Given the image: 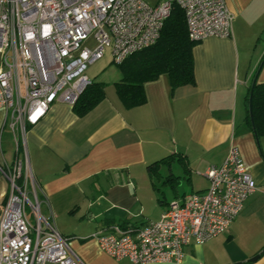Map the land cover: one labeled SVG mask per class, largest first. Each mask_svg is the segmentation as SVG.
<instances>
[{
  "label": "crops",
  "instance_id": "crops-1",
  "mask_svg": "<svg viewBox=\"0 0 264 264\" xmlns=\"http://www.w3.org/2000/svg\"><path fill=\"white\" fill-rule=\"evenodd\" d=\"M225 2L234 17L233 35L194 47L195 85L172 90L163 75L144 84V105L126 108L114 86L120 78L104 85L105 97L86 115L60 103L30 127L26 153L42 191V214L71 238L85 264H132L101 252L92 235L111 225L158 221L171 203L208 189L205 173L220 166L231 147L240 150L257 189L226 233L191 243L179 264H264V138L256 143L246 119L257 73V83H264V0ZM6 115L0 109V166H12L17 157ZM182 183L191 190L179 193ZM166 187L170 203L159 198ZM8 191L0 173V204ZM213 240L228 249L215 263L206 255Z\"/></svg>",
  "mask_w": 264,
  "mask_h": 264
},
{
  "label": "built area",
  "instance_id": "built-area-1",
  "mask_svg": "<svg viewBox=\"0 0 264 264\" xmlns=\"http://www.w3.org/2000/svg\"><path fill=\"white\" fill-rule=\"evenodd\" d=\"M225 0H0V109L14 133L17 157L0 166L9 193L0 204V264H85L52 217L28 166L27 134L56 104L74 106L92 85L88 69L110 50L111 61L154 45L179 7L192 42L231 38ZM92 45V46H90ZM205 173L209 187L171 203L158 221L116 224L92 235L101 252L132 264H179L185 247L226 233L257 189L237 147ZM33 218V223L28 216Z\"/></svg>",
  "mask_w": 264,
  "mask_h": 264
},
{
  "label": "trees",
  "instance_id": "trees-1",
  "mask_svg": "<svg viewBox=\"0 0 264 264\" xmlns=\"http://www.w3.org/2000/svg\"><path fill=\"white\" fill-rule=\"evenodd\" d=\"M184 12L174 7L166 19L160 36L154 45L138 52L118 65L121 80L114 84L116 93L126 108L144 105L147 101L144 84L155 82L161 76L168 77L172 90L195 85L193 49L196 45L189 39ZM105 86L93 81L73 106L74 113L84 116L105 97ZM253 93L254 126L256 139L264 138V83H256ZM250 94V93H249ZM249 95L247 117L249 116Z\"/></svg>",
  "mask_w": 264,
  "mask_h": 264
},
{
  "label": "rangeland",
  "instance_id": "rangeland-1",
  "mask_svg": "<svg viewBox=\"0 0 264 264\" xmlns=\"http://www.w3.org/2000/svg\"><path fill=\"white\" fill-rule=\"evenodd\" d=\"M144 1L151 6H155L158 5V3L161 0H144ZM111 59L112 58H111L110 50H107L102 59H99L96 63H94L89 67L87 74L95 83L101 84L103 86L109 84L108 86H111L121 78V73H119L120 72L119 66L114 64L113 61H111ZM199 186L201 187V185H199V182L196 181L195 187L198 188ZM191 188L192 187L186 184L184 185L182 183L178 188V192L179 193L188 192L189 190H191ZM160 195L161 196L159 198L166 199L168 203H170L173 200L172 192L169 187L162 189ZM28 214L31 221L35 223L33 218L30 216L29 210H28ZM210 245H211L209 246L210 248L206 249L207 260L209 262L215 263L220 259L226 258L228 254V249L221 246L222 245L221 240L219 241L213 240Z\"/></svg>",
  "mask_w": 264,
  "mask_h": 264
},
{
  "label": "water",
  "instance_id": "water-1",
  "mask_svg": "<svg viewBox=\"0 0 264 264\" xmlns=\"http://www.w3.org/2000/svg\"><path fill=\"white\" fill-rule=\"evenodd\" d=\"M264 64V60L262 61V63H261V66ZM261 66H259L260 68H259V70L262 68ZM259 72V71H258ZM256 79H258V73H257V75H256V77L253 79V83H252V85H251V92H249L250 93V96H249V118H250V120H251V123H252V131L254 132V134H255V136L257 137V135H256V131L254 130L255 129V126H254V118H252L253 117V110H252V106H251V104H252V102H253V93H252V91H254V87H255V85H256V83H257V80ZM259 139L257 138V144L258 145H260L259 144ZM258 256L259 255H257L256 257H253V259L251 260L252 262H255V261H257L259 258H258Z\"/></svg>",
  "mask_w": 264,
  "mask_h": 264
}]
</instances>
